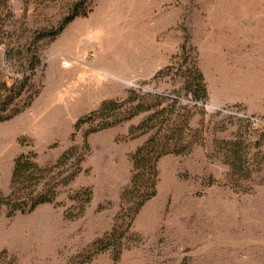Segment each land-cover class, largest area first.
Returning a JSON list of instances; mask_svg holds the SVG:
<instances>
[{
    "label": "rangeland",
    "instance_id": "obj_1",
    "mask_svg": "<svg viewBox=\"0 0 264 264\" xmlns=\"http://www.w3.org/2000/svg\"><path fill=\"white\" fill-rule=\"evenodd\" d=\"M77 3L86 16L54 41L36 44L41 66L7 108L21 113L0 123V193H8L21 154L52 166L94 130L89 152L81 173L58 187L55 204L12 218L1 210L0 253L14 264H75L110 230L130 180V157L146 139H130L128 131L146 114L107 129L98 121L74 125L103 101L122 102L133 92V106H151L154 96L179 98L202 142L186 156L158 162L157 195L135 217L131 239H121L119 260L105 252L83 264H264V170L243 184L246 192L234 191L216 150L241 138L251 154L260 152L254 166L264 155V0H13V30L31 37L55 29ZM18 65L6 61L0 43V89L21 79ZM194 68L208 92L203 107L193 108L183 91ZM85 189L91 202L68 219L77 212L72 196Z\"/></svg>",
    "mask_w": 264,
    "mask_h": 264
},
{
    "label": "trees",
    "instance_id": "obj_2",
    "mask_svg": "<svg viewBox=\"0 0 264 264\" xmlns=\"http://www.w3.org/2000/svg\"><path fill=\"white\" fill-rule=\"evenodd\" d=\"M12 1L0 0V43L4 45L8 63L13 66L17 59L22 77L16 79L10 87L5 82L1 85L0 123L9 121L21 113V110L7 113V108L19 99L26 89H29L28 75H32L41 66L36 44L46 39L50 42L54 41L74 19L86 16V12H79L81 4H74L57 28L34 33L33 36L28 37L27 34L19 35L13 30L14 14L10 7ZM159 74L161 72L156 77H159ZM1 90L9 95L3 96ZM183 91L185 96H192L193 108L205 105L208 92L204 77L199 70L194 68L189 72ZM151 99L155 103L151 106L143 107L139 104L133 106L136 98L131 92L122 102L103 101L97 109L79 118L74 125V129L78 130L82 125H94L98 121L99 129H107L130 121L142 113L146 114L136 127L128 131L130 139L142 136L146 139L130 157V180L120 195V211L114 218L110 230L94 241L86 254L78 257L83 260L75 264L89 262L95 255L105 252H110L113 262L116 263L123 249L121 239L127 236L131 239L130 229L135 217L144 205L157 195L158 162L166 156H186L195 144L202 142L198 131L192 130L189 126L193 116L191 110L188 106H181L179 98L160 95ZM31 101L26 105H30ZM241 117L249 124L254 121L249 116ZM93 132L94 130L84 135L81 147L71 146L52 166L40 167L35 163L33 153L19 155L13 161L9 191L6 195L0 193V213L4 208L6 217L12 218L16 214H30L42 205L55 204L58 187L69 184L81 173V164L89 152L86 138ZM259 143L254 144V150L260 147ZM251 149L252 147L241 138L216 144L219 157L228 168L230 188L234 191L246 192V189L250 188H244L243 184L252 180L253 174L264 170L260 167L264 162V155L262 154L261 161L254 166L253 163L257 162L255 157L260 152L251 154ZM91 199L90 189L74 194L72 201L77 212L75 214L68 212L66 217L74 219L81 216ZM0 264H14V260L3 251L0 253Z\"/></svg>",
    "mask_w": 264,
    "mask_h": 264
}]
</instances>
